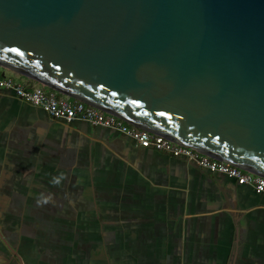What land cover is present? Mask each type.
Returning <instances> with one entry per match:
<instances>
[{"label": "crops", "instance_id": "obj_1", "mask_svg": "<svg viewBox=\"0 0 264 264\" xmlns=\"http://www.w3.org/2000/svg\"><path fill=\"white\" fill-rule=\"evenodd\" d=\"M19 261L264 264V196L0 89V264Z\"/></svg>", "mask_w": 264, "mask_h": 264}, {"label": "water", "instance_id": "obj_2", "mask_svg": "<svg viewBox=\"0 0 264 264\" xmlns=\"http://www.w3.org/2000/svg\"><path fill=\"white\" fill-rule=\"evenodd\" d=\"M0 67L264 176V0H0Z\"/></svg>", "mask_w": 264, "mask_h": 264}, {"label": "built area", "instance_id": "obj_3", "mask_svg": "<svg viewBox=\"0 0 264 264\" xmlns=\"http://www.w3.org/2000/svg\"><path fill=\"white\" fill-rule=\"evenodd\" d=\"M0 89L11 92L21 100L41 108L54 119L63 122L79 120L92 126L114 130L130 139L137 147L150 148L184 158L204 171L224 175L239 185L250 186L256 194L264 196V176L203 154L166 136L131 125L115 115L83 101L72 99L42 84L28 86L15 76L0 75Z\"/></svg>", "mask_w": 264, "mask_h": 264}, {"label": "rangeland", "instance_id": "obj_4", "mask_svg": "<svg viewBox=\"0 0 264 264\" xmlns=\"http://www.w3.org/2000/svg\"><path fill=\"white\" fill-rule=\"evenodd\" d=\"M8 72H10V71H8ZM8 74H10V73H8Z\"/></svg>", "mask_w": 264, "mask_h": 264}]
</instances>
